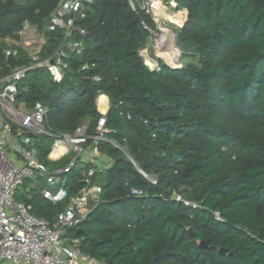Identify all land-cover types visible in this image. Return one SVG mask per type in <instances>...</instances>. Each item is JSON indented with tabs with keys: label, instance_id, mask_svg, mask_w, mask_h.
Returning <instances> with one entry per match:
<instances>
[{
	"label": "trees",
	"instance_id": "obj_1",
	"mask_svg": "<svg viewBox=\"0 0 264 264\" xmlns=\"http://www.w3.org/2000/svg\"><path fill=\"white\" fill-rule=\"evenodd\" d=\"M58 1L0 0V37L15 36L25 20L41 26ZM176 1L187 9L176 42L196 63L151 69L138 53L150 36L142 22L154 29L151 16L128 0H93L78 21L87 31L83 53L68 59L59 83L30 71L20 99L48 107L52 133H72L87 119L93 134L98 96L109 97L106 137L124 151L100 140L110 166L77 160L62 181L75 194L93 167L90 180L101 187L69 229L82 253L101 264H264V0ZM48 35L44 53L58 42V33ZM35 145L46 160L50 144ZM15 199L48 220L67 203L39 193Z\"/></svg>",
	"mask_w": 264,
	"mask_h": 264
},
{
	"label": "built area",
	"instance_id": "obj_2",
	"mask_svg": "<svg viewBox=\"0 0 264 264\" xmlns=\"http://www.w3.org/2000/svg\"><path fill=\"white\" fill-rule=\"evenodd\" d=\"M92 1L59 0L41 26L25 20L15 36L0 37V264L100 263L82 253L80 240L69 233V229L77 227L90 211L88 200L99 199L101 188L90 185L94 169L90 168L84 179L85 185L75 194L70 195L62 181L77 160L96 165L102 159L103 154L97 149L98 141L105 140L124 149L106 137L105 114L98 118L93 134L88 132L87 123L77 126L72 133H52L44 125L48 107L41 102L29 106L19 96L21 90H26L22 82L30 71L43 69L53 82L62 81L69 69L68 59L83 53L87 31L78 21L84 17L86 7ZM158 1L128 0V3L133 11L142 10L149 14L155 23L157 18L153 7ZM142 23L152 35V28L144 21ZM55 33L59 34L56 47L44 53L52 37L48 34ZM142 49L138 53L143 57ZM54 56L55 62L51 63ZM86 68L87 64L81 66V69ZM41 135L46 137L45 144L49 143L51 147L46 160L54 158L56 161L68 156L65 166L48 170L40 158L36 142L30 140ZM59 146H63V150L51 157ZM129 159L137 167L131 157ZM110 164L108 160L106 167ZM140 173L156 183L144 172ZM38 177L46 178L48 183L41 188V197L52 203L67 200L54 220L32 214L29 205L14 199L25 178ZM130 194L138 196L144 191L132 187ZM176 199L181 197L176 196Z\"/></svg>",
	"mask_w": 264,
	"mask_h": 264
},
{
	"label": "rangeland",
	"instance_id": "obj_3",
	"mask_svg": "<svg viewBox=\"0 0 264 264\" xmlns=\"http://www.w3.org/2000/svg\"><path fill=\"white\" fill-rule=\"evenodd\" d=\"M162 10L163 12L162 13L160 12L161 14L158 18L155 14V11L153 10V14L155 15L154 17L157 18V21L154 23L155 24L154 29L152 28V32H153L152 35L148 37L146 44L143 47H141L146 50V55L145 53H143V57L141 56L143 58V61L151 69L157 68L159 62L161 61L171 67H180V66H183L191 62L196 63L197 59L193 55V53H188L182 50L176 42L177 33L180 31V27L184 23L183 22L181 24V20L182 18H184V16L187 17V14L185 15V12H184L187 9L181 8L178 4H174L173 0H163ZM154 32H156V34H154ZM167 37H168V40H167L168 42L166 41ZM146 56H148L149 59L148 58L146 59ZM150 60L151 62H153L151 65L149 64ZM45 77L46 75L43 74L42 76H40V79H43ZM49 78L51 79L50 76ZM87 121H88L87 119H84L83 123H87ZM45 139L46 137H44L43 135H41L38 138H32V137L30 138L31 142L35 143L39 141L42 144H45ZM100 154H103V157L106 155V153H101V152ZM103 157H101L102 159L98 161L96 165H94L97 167V169L106 168V164L108 160L112 162L109 156H105L104 158ZM43 162L46 164L48 170H51V171L59 168V164H60L59 162H50L49 160H45V159ZM89 170L90 168L88 169V171ZM23 184L24 185L17 188L16 195L19 194V196H22L25 193V195L29 197L30 194L40 193L41 188L43 186L48 185L47 180L44 177L25 178ZM90 185L100 187V185L96 181L91 182ZM174 194L176 193L173 192L172 195ZM95 199L96 198H90L88 200L87 208L89 210L96 203L97 200ZM85 264H98V263H95V262L92 263L88 261V263H85Z\"/></svg>",
	"mask_w": 264,
	"mask_h": 264
},
{
	"label": "bare ground",
	"instance_id": "obj_4",
	"mask_svg": "<svg viewBox=\"0 0 264 264\" xmlns=\"http://www.w3.org/2000/svg\"><path fill=\"white\" fill-rule=\"evenodd\" d=\"M159 2V1H158ZM157 2V3H158ZM157 3H156V5H157ZM154 11H155V8H154ZM157 16V15H156ZM157 18H158V16H157ZM171 39V38H170ZM168 40V37H167V39H166V41ZM168 42V41H167ZM172 42V41H171ZM161 46V45H160ZM142 52L143 53H145V55H146V50L145 49H142ZM148 58V56H146V59ZM149 59V58H148ZM153 62H151V60L149 61V64L151 65ZM106 106H107V98L105 97V96H103V95H101L100 97H99V100H98V108H99V110L100 111H104L105 109H106ZM59 148H60V150L62 151L63 150V146H59ZM60 150H57V151H55V152H53L52 154H51V157H55L58 153H59V151Z\"/></svg>",
	"mask_w": 264,
	"mask_h": 264
},
{
	"label": "crops",
	"instance_id": "obj_5",
	"mask_svg": "<svg viewBox=\"0 0 264 264\" xmlns=\"http://www.w3.org/2000/svg\"><path fill=\"white\" fill-rule=\"evenodd\" d=\"M185 15H186V13H185ZM185 17H186V16H184V18H185ZM184 18H183V19H184ZM101 95H103V96H105V97L107 98V106H106V109H105L104 111H100L99 108H98V100H99V97H100ZM101 95H99V96H98V99H97V110L99 111L100 114H105V113L107 112L108 108H109V97H108L107 95H105V94H101ZM36 147H37V146H36ZM37 149H38V148H37ZM58 150H60V148H58ZM59 152H61V150H60ZM39 154H40V153H39ZM65 157H66V158H69L68 156H64L63 158H65ZM49 161H50V162H58L59 160H56V161H55L54 158H53V160L50 159ZM39 194H40V193H39ZM40 196H41V195H40Z\"/></svg>",
	"mask_w": 264,
	"mask_h": 264
},
{
	"label": "water",
	"instance_id": "obj_6",
	"mask_svg": "<svg viewBox=\"0 0 264 264\" xmlns=\"http://www.w3.org/2000/svg\"><path fill=\"white\" fill-rule=\"evenodd\" d=\"M187 18V17H186ZM186 20V19H185ZM184 24H185V21H184V23H183V25L180 27V29H182L183 28V26H184ZM154 34H156V32H154ZM55 56L53 57V58H51L50 59V62L51 63H54L55 62ZM113 101V100H112ZM137 169L139 170V171H142V169L139 167V166H137ZM143 172V171H142ZM189 231L192 233V230L191 229H189ZM193 235V234H192ZM200 246H205V242L204 241H200ZM219 252L220 253H223V252H225V250L224 249H219ZM232 253H230V255H231Z\"/></svg>",
	"mask_w": 264,
	"mask_h": 264
}]
</instances>
